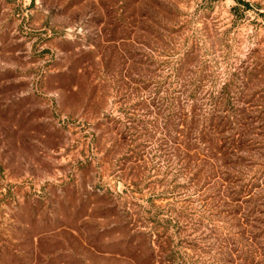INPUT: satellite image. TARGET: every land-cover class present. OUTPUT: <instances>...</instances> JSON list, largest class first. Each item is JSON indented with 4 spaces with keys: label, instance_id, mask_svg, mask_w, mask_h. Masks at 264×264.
I'll use <instances>...</instances> for the list:
<instances>
[{
    "label": "rangeland",
    "instance_id": "rangeland-1",
    "mask_svg": "<svg viewBox=\"0 0 264 264\" xmlns=\"http://www.w3.org/2000/svg\"><path fill=\"white\" fill-rule=\"evenodd\" d=\"M203 1L0 0V264H221L209 229L241 239L238 219L209 211L221 183L196 187L164 156L152 96L160 81L177 87L178 57L197 39L222 80L216 34L235 1ZM157 5L173 13L160 14L170 36L141 17ZM254 14L230 30L232 52L251 46Z\"/></svg>",
    "mask_w": 264,
    "mask_h": 264
},
{
    "label": "trees",
    "instance_id": "trees-1",
    "mask_svg": "<svg viewBox=\"0 0 264 264\" xmlns=\"http://www.w3.org/2000/svg\"><path fill=\"white\" fill-rule=\"evenodd\" d=\"M216 1L221 0H204L203 5ZM234 1L231 19L225 24L229 26L216 34L225 41L218 46L222 50L221 63L225 65L222 80L218 81L215 71H209L206 62L198 59L202 49L201 40L197 39L184 57H178L177 87L172 90L173 81H160L154 86L152 96L164 112V156L170 155L171 165L180 164L182 174L189 176L191 182L196 181V187L201 178L208 184L219 181L224 192L218 191L221 197L216 204L211 203L209 211L211 215L214 210L225 213L230 221L238 219L242 227L241 239H235L231 232L223 236L214 228L209 229L214 232L215 244L220 248L219 261L221 264H264V53L261 49L264 41L257 38L260 25L264 27V20L259 18L264 17V13L259 3L254 6L250 0ZM153 10L156 11L141 14V17L150 26L160 29L163 37L173 34L161 25L160 18L162 12L173 13L158 5ZM249 10L255 11L252 22L256 25L250 33L252 44L242 56L232 52L234 41L228 34ZM161 41L164 48H171L172 41L169 44L168 39ZM194 54L198 61L195 69L188 70L193 74L189 77L184 74L185 66L191 64ZM169 71L172 74L174 68ZM202 87L209 89L203 97ZM174 93L178 96L176 102L171 98ZM222 206L226 208L220 209ZM214 216L209 222H214ZM173 220H165L164 226H170ZM203 220H195L194 225L202 226ZM157 236L162 238L163 245L170 243L168 235ZM171 258L173 255L164 260L171 262Z\"/></svg>",
    "mask_w": 264,
    "mask_h": 264
}]
</instances>
